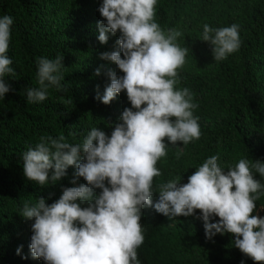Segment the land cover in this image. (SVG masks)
<instances>
[{
    "label": "clouds",
    "instance_id": "9594fccd",
    "mask_svg": "<svg viewBox=\"0 0 264 264\" xmlns=\"http://www.w3.org/2000/svg\"><path fill=\"white\" fill-rule=\"evenodd\" d=\"M156 4L157 0H102L98 8L103 18L97 25L99 42L107 44L109 33H119L118 50L104 52L100 59L115 64L123 75L108 68L110 84L97 99L110 105L118 94L126 92L131 105L111 125V135L93 120L82 144H70L63 135L41 137L22 156L24 176L40 186L49 181L57 184L71 166L76 168L71 183L80 178L86 181L63 188L60 198L51 204L37 197L35 204L23 207L22 217L34 221L31 256L45 264H141L139 250L151 235L148 230L145 233L141 218L157 214L180 218L189 234L205 244L215 237L233 239L244 256L254 264H264V218L260 217L264 214V93L257 95L259 108L253 119L254 127L260 126L262 131L242 120L237 125L240 150L259 153L241 156L236 162L221 154L230 161L224 167L217 155L209 154L220 153L223 147L229 152L236 149L235 144H216L214 151L207 147L187 173L189 177L169 179L156 189L161 175L159 160L167 156L168 145H187L201 136L193 115L198 108L194 94L188 88H176L178 70L190 49L177 43L181 31L162 30L155 22ZM12 24L11 16L0 17L3 99L11 91L4 77L14 74L13 61L6 55ZM200 41L210 45L215 61H222L240 48L239 25L211 28L204 24ZM62 60L61 56L37 59L39 86L25 89L29 103L47 99L49 86L66 90L61 85L65 79ZM102 70L97 68L94 75L100 76ZM245 77L251 89L264 91V77L257 70ZM250 130L256 131V137ZM180 154L182 149L178 157ZM195 249L183 242L186 254ZM163 253L164 248L155 250L154 264H159Z\"/></svg>",
    "mask_w": 264,
    "mask_h": 264
},
{
    "label": "trees",
    "instance_id": "16d2710c",
    "mask_svg": "<svg viewBox=\"0 0 264 264\" xmlns=\"http://www.w3.org/2000/svg\"><path fill=\"white\" fill-rule=\"evenodd\" d=\"M101 4L102 0H0V17L13 18L6 55L13 61L10 67L14 70V74L4 77L11 91L0 98V264H45L31 256L34 221L22 217L25 203L31 206L37 197H42L51 204L60 198L63 188L86 184L82 178L71 183L75 166L69 167L67 175L55 185L51 181L45 186L29 181L23 173V154L34 148L41 137L63 135L70 144H82L93 128V120L110 136L111 125L120 119L125 108L131 107L126 92L118 94L110 105L97 99L110 84L108 68L123 75L115 64L100 59V54L118 50L119 38V33H109L107 44L99 42ZM155 10V22L162 30L181 31L177 43L190 49L185 64L178 70L176 88H188L194 94L193 102L198 108L193 115L201 130L199 140L168 145L167 156L159 160L158 189L169 179L189 177L187 173L202 159L201 152L207 147L214 151L216 144H235L236 149L229 152L223 147L220 153L209 154L217 155L224 167L229 166L230 161L225 158L228 155L236 162L241 156L258 152L240 150L238 126L242 120L254 127L259 108L257 95L264 93L260 87L251 89L245 77L255 70L264 77V0H157ZM204 24L211 28L239 25V50L215 61L210 45L200 41ZM57 56L63 57L65 68L61 71L65 79L61 85L66 90L49 86L47 99L29 103L25 89L39 86L37 59L54 60ZM97 68L103 69L98 77L94 75ZM259 127L254 128L261 132ZM250 134L256 137L255 130H250ZM178 148L182 149L179 157ZM260 217L264 218V214ZM177 218L161 214L141 218L145 233H151L139 250L141 264H154L153 253L161 248L164 253L159 264H254L235 248L233 239L215 237L205 244L200 237L190 235L184 222ZM183 242L191 249L196 247L193 253L182 250Z\"/></svg>",
    "mask_w": 264,
    "mask_h": 264
}]
</instances>
